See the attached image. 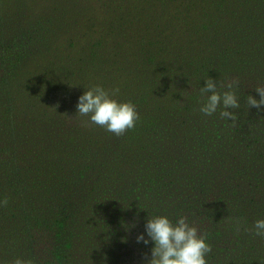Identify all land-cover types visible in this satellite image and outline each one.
Returning <instances> with one entry per match:
<instances>
[{
	"label": "rangeland",
	"instance_id": "1",
	"mask_svg": "<svg viewBox=\"0 0 264 264\" xmlns=\"http://www.w3.org/2000/svg\"><path fill=\"white\" fill-rule=\"evenodd\" d=\"M208 78L234 121L200 111ZM95 86L133 129L78 115ZM258 87L264 0H0V264H147L155 216L195 227L207 264H264Z\"/></svg>",
	"mask_w": 264,
	"mask_h": 264
},
{
	"label": "clouds",
	"instance_id": "2",
	"mask_svg": "<svg viewBox=\"0 0 264 264\" xmlns=\"http://www.w3.org/2000/svg\"><path fill=\"white\" fill-rule=\"evenodd\" d=\"M238 81L227 84L232 89ZM206 86L201 89L202 93H210L206 103L200 108L205 115H212L217 108L223 105L225 110L220 112L221 117L235 120L234 113L227 109L239 108V103L232 91L221 94L217 91V85L208 78ZM119 89L111 91V95L117 94ZM260 99L249 96L247 103L250 108H260L264 106V87L255 90ZM77 113L80 116H88L90 122L104 127L108 132L116 136H122L127 131L133 129L139 120L136 107L131 102L120 103L110 98L109 91L103 87L95 86L86 90L79 97ZM7 206V199L3 202ZM135 227V224L132 225ZM255 234L264 236V220H256L254 223ZM147 237L143 234L137 236V243L143 242L145 245L151 241L154 247L151 249V259L147 264H207L206 255L211 252V246L206 242V238L198 234V230L190 226L185 218H180L175 224L167 217L155 216L148 218L145 224ZM14 264H32L31 260L15 259Z\"/></svg>",
	"mask_w": 264,
	"mask_h": 264
}]
</instances>
